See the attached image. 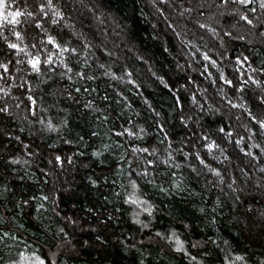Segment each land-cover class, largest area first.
<instances>
[{
	"label": "clouds",
	"instance_id": "9594fccd",
	"mask_svg": "<svg viewBox=\"0 0 264 264\" xmlns=\"http://www.w3.org/2000/svg\"><path fill=\"white\" fill-rule=\"evenodd\" d=\"M0 264H264V0H0Z\"/></svg>",
	"mask_w": 264,
	"mask_h": 264
}]
</instances>
